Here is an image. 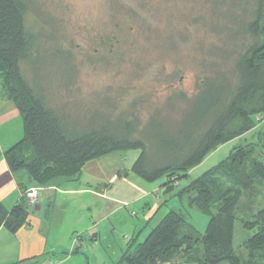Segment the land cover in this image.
Returning a JSON list of instances; mask_svg holds the SVG:
<instances>
[{
  "label": "trees",
  "instance_id": "16d2710c",
  "mask_svg": "<svg viewBox=\"0 0 264 264\" xmlns=\"http://www.w3.org/2000/svg\"><path fill=\"white\" fill-rule=\"evenodd\" d=\"M215 2L229 10L241 44L231 67L225 61L235 43L221 51L223 61L209 66L194 92L182 96L186 105L180 124L166 136L164 117L156 114L144 122L130 113L73 124L61 106L50 104L48 88L25 74L24 64L31 68L46 52L36 47L40 33L26 27L29 1L0 0V91L22 121L21 138L3 152L22 196L10 209L0 204V228L15 233L27 223L25 192L30 187L78 178L86 163L114 152L138 150L131 171L149 182L165 176L162 186L171 191L208 154L264 119V0ZM259 138L256 144L233 147L225 159L172 195L209 217L203 232L183 212L170 209L143 241L137 242V235L128 240L115 264H167L179 258L182 264H257L256 258L264 264V205L241 219L242 227L252 231L243 241L246 256L236 255L232 246L237 200L255 184L264 188V135Z\"/></svg>",
  "mask_w": 264,
  "mask_h": 264
},
{
  "label": "rangeland",
  "instance_id": "374dc122",
  "mask_svg": "<svg viewBox=\"0 0 264 264\" xmlns=\"http://www.w3.org/2000/svg\"><path fill=\"white\" fill-rule=\"evenodd\" d=\"M28 1L26 27L40 33L36 47L46 52L34 59L32 71L24 64L25 74L31 81L48 88L46 95L50 104L61 106L75 125L101 123L108 114L136 113L141 122L156 114L160 119L164 117V134L170 136L176 129L173 126L180 124L178 120L186 105L182 96H190L196 81L209 66L213 63L218 66L223 61L221 58L225 55L222 56L221 51L235 43L225 61V65L231 67L235 50L241 44V34L237 30L233 34L236 27L229 10L217 6L215 0ZM20 67L24 74L22 64ZM260 133L264 135V119L208 154L186 177L178 180L171 191L163 189L165 176L152 182L138 177L143 183L160 187L157 196L165 203L159 212L145 227L139 204L121 203L119 225L110 220L115 224V231L107 220L101 223L96 228L100 232L98 240L83 236L78 251L66 264H103L104 260L108 264L117 263L128 243L125 237L137 235V242L143 241L170 209L183 212L188 223L199 233L203 232L209 217L188 208L172 195L225 159L233 147L258 143ZM119 153L129 157L122 166L127 167L131 178L135 177L129 162L139 151L131 149ZM27 191L25 198L32 211L38 199L31 200ZM43 194L40 192L39 196ZM87 199L93 204L91 196ZM263 205L264 188L260 184H255L237 200L232 242L236 255L246 256L243 241L252 234L242 227L241 219ZM88 208L82 209L83 216L89 217ZM132 210L137 216L131 215ZM137 222L144 227L132 232V225ZM256 260L261 264L262 260ZM167 264L182 263L179 258Z\"/></svg>",
  "mask_w": 264,
  "mask_h": 264
},
{
  "label": "crops",
  "instance_id": "0c3cea01",
  "mask_svg": "<svg viewBox=\"0 0 264 264\" xmlns=\"http://www.w3.org/2000/svg\"><path fill=\"white\" fill-rule=\"evenodd\" d=\"M11 123H14L13 127ZM21 136L22 121L18 111L0 91V204L5 209L14 205L21 191L3 152ZM137 155L131 156L130 169ZM128 159L122 153L114 152L86 163L78 178H58L39 188L37 203L33 205L27 223L15 233L0 228V264H66L78 251L73 248V235L88 236L89 240L97 241L100 232L96 228L106 220L115 231V224L110 220L119 225L121 203H138L146 227L164 204L157 196L160 187L139 181L135 174L131 178L127 167L122 166ZM40 192L44 194L39 196ZM90 196L93 204L88 203ZM84 208H88L89 217L82 215ZM132 227L134 232L144 225L137 222ZM132 237L125 238L131 240ZM108 263L103 261V264Z\"/></svg>",
  "mask_w": 264,
  "mask_h": 264
},
{
  "label": "built area",
  "instance_id": "2783aa9c",
  "mask_svg": "<svg viewBox=\"0 0 264 264\" xmlns=\"http://www.w3.org/2000/svg\"><path fill=\"white\" fill-rule=\"evenodd\" d=\"M257 119L259 120L260 117L257 116ZM38 191H39L38 187H30L27 191V195L31 200H37ZM124 205H127V203H124ZM136 214L137 212L135 210L131 211V215H136ZM81 240H82V236L80 234L75 235L73 238V248H78L81 245Z\"/></svg>",
  "mask_w": 264,
  "mask_h": 264
},
{
  "label": "bare ground",
  "instance_id": "6f19581e",
  "mask_svg": "<svg viewBox=\"0 0 264 264\" xmlns=\"http://www.w3.org/2000/svg\"><path fill=\"white\" fill-rule=\"evenodd\" d=\"M69 52V51H68ZM70 55V54H69ZM22 196V195H21ZM37 199H38V195H37Z\"/></svg>",
  "mask_w": 264,
  "mask_h": 264
}]
</instances>
